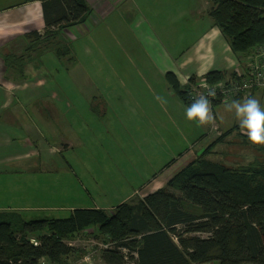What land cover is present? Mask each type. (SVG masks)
<instances>
[{
  "label": "rangeland",
  "instance_id": "obj_1",
  "mask_svg": "<svg viewBox=\"0 0 264 264\" xmlns=\"http://www.w3.org/2000/svg\"><path fill=\"white\" fill-rule=\"evenodd\" d=\"M13 1L14 3L10 4L18 3L16 2L17 0ZM0 6L4 7L5 4H0ZM142 13L147 16L146 13L156 12L148 6L147 10L142 11ZM151 19L165 33L167 44L172 43L171 35H167L159 20L156 17H151ZM186 23L187 21L178 28V33L180 34L179 45L181 48L190 45L192 41L191 36L187 35ZM76 27L78 28L79 25ZM76 27L69 29L73 35L68 32L67 34L70 37L69 46L76 53L78 51V54H75L78 64L75 67L63 65V62L58 60L55 53L48 52L45 59L42 58L43 64L40 66L44 74L43 76L49 82L53 91L57 93L55 96L59 95L58 100L65 101L70 99L72 101L75 100L73 103L78 101L81 104H85L88 98H90L89 96L95 94L92 99L93 102H104L107 100L99 95L104 92L106 99L110 102V107L102 108L98 105V109L91 110L85 107L82 112H88L87 115H83L79 111L74 117V130H76L77 134H79L80 129L83 131L82 133L85 135L83 141L77 138L76 141L73 140L75 143V145L73 144L74 147L67 149L73 146H71L70 141L66 142L64 137H58L57 141H55L51 137L50 141L56 145V149H53V151L57 152V159L53 158V155L46 156L47 153L44 152L45 146L41 141V149L38 151L43 154L41 164L36 166L35 159L31 160V163L20 161L17 166H24L22 168L28 170L23 175L24 177L10 178L2 183L0 187V208L5 207V209L0 210V222L12 223L17 231H20L24 223L29 221L68 218L75 209H91L95 207L93 203L96 202L104 207V209L106 208V211L109 213H113L116 206L124 202L137 204L146 195L157 191L161 186V183H157L154 187L148 189L146 187L141 188L144 183L157 179L159 181H166L172 178L192 162L194 158L196 159L194 154L200 149L213 143L226 130L239 126L234 113L225 111V104L215 109L219 122L216 121L213 125L197 126L196 122L187 120L185 117L186 107L176 97L172 86L170 84L167 86L165 80L159 76L157 77L158 82L152 83V86H150L149 81L152 80L153 82L155 78H149L148 81H144L142 78L133 76H105L99 78L98 84L95 82L94 85L91 83L87 85L83 90L84 94L81 90L73 91L72 89V92L70 89L66 90L65 74L68 72V69H75L72 72L73 79L78 81L83 79L77 70L79 69V62L81 63V58H79V49L81 51V47L79 48L78 41L73 40L74 35L78 36L80 34L78 30L74 29ZM26 31L23 30V32ZM106 32L107 30L99 29L95 26L89 34L94 44L90 47L94 53L98 52L99 57L106 53L120 58L124 69L131 70L139 67L140 63H142L140 59L144 58L139 56H146L152 51L151 46L144 44H105L103 40L106 37ZM193 32L196 33V30ZM204 43L201 40L200 49L205 48L203 46ZM58 44L64 45V43L59 41ZM20 45L27 47L28 40L26 38L22 41L20 40ZM157 48L159 49L158 46ZM188 52H191V50ZM260 52L254 51L252 56L258 55ZM37 60V65L39 66V58ZM82 61H86L82 68L94 69L90 60H84L83 55ZM233 62L231 60L227 62V67L230 63L229 69L223 67L211 69L208 67L209 64H207L204 67H199L197 73H186L184 75L180 73V77L177 76L182 86L181 89L186 90L188 88L192 99L201 94L206 95L208 89L202 87V85L207 84L209 89L215 90V98L218 95H224L226 102L236 99L242 93L237 88H233L231 92L230 87L239 81V77L238 75L237 77L236 75H229L231 72L234 74H245L247 71L238 65L237 60ZM244 64L247 67L250 66V63ZM99 66L105 71L111 69V66L105 60H102ZM257 68L264 72V66L261 69ZM30 69H34L32 64ZM211 72L224 73L225 76L222 80L210 84L206 76ZM251 73L254 75L257 74V71L253 69ZM192 77L194 79H191ZM192 80L195 81L192 82ZM39 93L42 97L45 94L50 95L48 90H40ZM227 93H232L233 95H226ZM214 97H209V99L212 100ZM43 99H47L48 101V98ZM36 100L39 101V99ZM260 104L264 107L263 98L260 100ZM137 105L138 107H136ZM40 106L39 104L38 107ZM161 111L163 116L181 119H174L173 122L168 120L166 122L159 121L155 117L156 112L161 113ZM45 112L43 108L41 110L36 108L26 118L29 120L34 119L35 122L43 124L45 121L43 120L44 116H42V113ZM93 113H98L99 116L93 115ZM149 115H152V118H149L148 122L144 117ZM220 117L223 119H220ZM50 123H52L51 119L49 120ZM6 128L0 125V148L2 152H5V147H9L8 152L13 151L12 147L14 146L10 144V132L4 131ZM27 133L32 134L34 136L33 139L38 138V134L35 131H27ZM240 133L241 130L239 132L236 131L234 134ZM62 135H65V131ZM151 135L155 136L156 143L162 147V150L152 148L155 144L150 142ZM227 138L231 139L232 137ZM227 138L225 141H229ZM234 140H239L238 136ZM232 144L230 143L225 146L218 145L217 156H213L211 159L215 162L226 163L230 168H236L248 163L252 155L247 151L248 147ZM248 145L251 144L249 143ZM23 152L29 158L37 156L35 150L27 147L26 144ZM224 153L229 154L230 158H223ZM24 155L20 154L16 160L22 159ZM258 156L260 161H264V153ZM85 160L86 167L83 166L81 168V163ZM173 160L176 161L171 163ZM200 161L201 157L200 159L198 158L199 164ZM141 165L147 170L141 176H138L136 181L134 180V182L131 181L132 183H129L126 180V173L129 170H126V168L139 169ZM109 178L115 180L117 183L116 185L113 184L115 187L109 185L110 183H105ZM98 186H101L104 190L96 189ZM131 187H135L139 191L130 195L129 191H131ZM99 192L101 196L98 198L97 193ZM171 192L180 195L175 190H171ZM110 193L112 194L111 196H109ZM127 193L128 195L125 196ZM6 195L8 196L6 197ZM17 205L19 207L22 205L24 210L13 209L18 207ZM97 228L92 227L74 239L65 241L66 244L77 250V252L67 258L68 264H103L101 253L106 246L108 248L110 240H107L106 236L100 234ZM30 242L33 245H39L37 235L30 236ZM123 255H127L126 249L123 250ZM42 264H49V261L45 259ZM126 264L134 263L127 261Z\"/></svg>",
  "mask_w": 264,
  "mask_h": 264
},
{
  "label": "trees",
  "instance_id": "obj_2",
  "mask_svg": "<svg viewBox=\"0 0 264 264\" xmlns=\"http://www.w3.org/2000/svg\"><path fill=\"white\" fill-rule=\"evenodd\" d=\"M30 2L42 4L46 31L44 35L26 34L28 45L21 55L4 56L6 67L22 72L31 61L37 65L38 58L41 66L48 52H54L58 60L68 55L71 46L58 44V39L92 15L86 0H25ZM210 2L209 16L240 64L255 62L252 53L264 47V0ZM235 75L231 72L229 76ZM224 76L211 72L206 78L213 84ZM167 81L188 107L192 102L189 89H181L172 74L167 75ZM241 93L236 100L249 96L264 99L256 89ZM223 99L224 95L212 98L214 113L225 104ZM239 130V126L226 130L207 146L200 164L198 160L190 162L168 179L164 188L137 204L124 202L113 213L98 208L75 209L68 218L26 222L20 231L10 222H0V264H42L45 259L49 264H68L67 258L77 250L65 241L92 227H98L99 233L114 243L102 251L103 264H264V161L258 157V161L230 168L207 159L214 148ZM237 136L246 146L264 153V145H252L246 135L234 138ZM34 235L39 245L30 242ZM125 249L127 255H123Z\"/></svg>",
  "mask_w": 264,
  "mask_h": 264
},
{
  "label": "crops",
  "instance_id": "obj_3",
  "mask_svg": "<svg viewBox=\"0 0 264 264\" xmlns=\"http://www.w3.org/2000/svg\"><path fill=\"white\" fill-rule=\"evenodd\" d=\"M86 1L92 9V15L86 23L79 25L78 28L80 29L77 27L74 28L76 31L78 30L80 34L78 36L74 35L75 37H73L74 41L79 42V48L81 47V51L79 49L81 63L79 62V69L77 70L83 79L80 81L73 79L72 72L75 69H68V72L65 74L66 90L70 89L71 92L72 89L73 91L81 90L84 94L85 92H83V90L87 85L90 83L94 85L95 82L98 84L99 78L105 76H133L142 78L144 81H148L149 78H155L153 82L152 80L149 81L150 86H152V83L158 82L157 77L159 76L165 80L168 86L167 75L169 74L178 78V76L180 77V73L182 75L186 73H197L199 67H204L207 64H209L208 67L211 69L221 67L229 69L230 63L228 67L226 65L230 60L231 62L237 60L240 67L244 66V70L247 67L245 64H240L241 60L234 55L221 31L214 25L213 20L210 18L209 13L213 7L210 0ZM16 2L18 3L10 4L14 3V1L0 0V4H5L4 7L0 6V125L7 127L4 131L10 132V144L14 145L12 147L13 151L10 152L7 151L9 147H5V152H2L0 148V187L4 181L14 177H24L23 175L27 173L26 171L28 170L22 168L24 166H17L18 162L31 163V160L35 159L34 162L36 166L41 164L43 161V154L42 152H38L41 149V141L45 146L44 152L47 153L46 156L53 155L52 157L56 159L57 152L53 151V149H56V145L50 141L51 137L54 138L55 141H57L58 137H64L66 142H71V146L73 144L75 145L73 140L76 141L77 138L83 141L85 139V135L82 133L83 131L80 129L79 134H77L76 130H74V117L79 111L82 112L85 107L89 110L98 109V105L102 108L110 107V102L106 99L104 92L99 94L107 100L104 102H93L92 99L95 94L90 95V98H88L85 104H81L78 101L73 103L75 100L72 101L70 99L65 101L58 100L59 95H57V97L55 96L57 93L50 87L49 82L43 76L44 74L40 66L35 65V62L31 61L23 72L22 70L18 71L17 68L6 67L4 56L21 55L26 46L20 45V40L22 41L25 39L26 34L36 32L44 35L46 31L43 8L40 2L25 3V0H17ZM148 6L156 13H146L147 16H145L142 11H146ZM151 17H156L159 20L167 35H171L172 43L169 45L167 44L165 41V33L161 28L156 26ZM185 21H187V35L191 36L192 41L190 45L181 48L179 45L180 34L178 33V28L180 25H183ZM95 26L103 27L104 30H107L106 37L103 40L105 44H144L151 46L152 51L146 56H139L144 57L140 59L142 63H140L139 67H135L131 70L124 69L120 58L110 56L106 53L99 57L98 52L96 51V53H94L91 49L90 46L94 44L89 36V31L94 29ZM23 30L27 31L23 32ZM195 30L196 33L193 32ZM67 32L73 35L70 30H66L65 34L63 32L61 38L58 39L59 42L70 44V37ZM201 40L205 42L203 44V46H205L204 49L199 48ZM189 50H191V52H188ZM81 52L84 60H90L94 69L82 68L86 61H82ZM51 53L54 54L52 51ZM75 54H78V51L76 53L72 48L68 55L66 54L59 61H62L63 65L75 67L78 64ZM102 60H105L106 63L111 66L109 71L100 68L99 65ZM31 64L34 69H30ZM55 88L57 89V87ZM40 90H48L50 95L45 94V96L42 97L39 93ZM43 98H48V101ZM254 98L259 101L261 100L259 96H254ZM36 99H39L40 102ZM39 104L41 105L40 107H38ZM136 107H138V105ZM36 108L40 110L43 108L46 111L42 113L45 123L39 124L35 122L34 119L29 120L26 118L31 115L32 111ZM74 109L76 111L75 113ZM82 113L83 115L88 114V112ZM156 113L155 118L159 121L166 122L168 120L173 122L174 119H181L166 115L163 116L162 111L161 113ZM93 115L99 116L98 113H93ZM149 118H152V115L144 117L148 122ZM50 119L52 123L49 124ZM216 121H218V119H216ZM27 131H35L38 134V138L33 139L34 136L28 134ZM64 131L65 135H62ZM240 135L245 136L242 132ZM235 136L236 134L231 136V139L227 138L229 141L220 145L225 146L233 143L232 145L235 146H246L241 142L242 140H234ZM150 142L155 144L152 148L162 150V147L156 143L155 136L151 135ZM25 144L27 147L34 149L37 156H31L29 158L28 155H24L23 151L25 150ZM74 145L67 149H72ZM247 147V151L252 155L245 165L258 161V155L262 153H259L257 149L249 146ZM206 148L207 147L202 148L194 154L196 159L194 158L193 161L198 160V158L200 159ZM216 153L217 147L214 148L212 154L209 155L207 159L213 161L211 158L217 156ZM20 154L24 156L22 159L16 160ZM218 157L220 156L218 155ZM223 158H230L229 154L224 153ZM85 164L86 160L82 161L81 168H83V166L86 167ZM224 164L226 165V163ZM126 170H129L126 173V180L132 183L131 181H136L138 176L145 173L147 169L141 165L139 169L126 168ZM166 182L167 180L159 181V179H157L149 181V183H144L141 188L146 187V189H148L154 187L157 183H161L159 188L161 189ZM105 183H110L109 185L114 187L117 184L113 178L107 179ZM96 189L104 190L101 186H98ZM137 191H139L137 188L131 187L129 194L133 195ZM111 195L110 193L109 196ZM127 195L128 193L125 196ZM7 196L8 195H6V197ZM100 196V192L97 193V197L99 198ZM93 205L95 206L93 208L104 209L98 202L93 203ZM17 206L18 207L13 209L24 210L22 205H20V207L19 205ZM4 209L5 207L0 208V210Z\"/></svg>",
  "mask_w": 264,
  "mask_h": 264
},
{
  "label": "clouds",
  "instance_id": "obj_4",
  "mask_svg": "<svg viewBox=\"0 0 264 264\" xmlns=\"http://www.w3.org/2000/svg\"><path fill=\"white\" fill-rule=\"evenodd\" d=\"M202 87L208 89L207 94L192 98L191 104L185 109V117L196 122L197 126L213 125L218 114L213 112L209 97H214L216 92L209 89L207 84H203ZM225 111L234 113L241 132L252 145H264V107L258 99L251 96L243 100L233 99L225 102Z\"/></svg>",
  "mask_w": 264,
  "mask_h": 264
},
{
  "label": "built area",
  "instance_id": "obj_5",
  "mask_svg": "<svg viewBox=\"0 0 264 264\" xmlns=\"http://www.w3.org/2000/svg\"><path fill=\"white\" fill-rule=\"evenodd\" d=\"M259 51L261 52L256 55L255 62L250 63V66L246 67L245 70L247 72L245 74L237 73L240 80L230 87L231 92L233 91V88H237L240 92L245 93H249L256 89L264 94V72L257 68L259 67L261 69L264 66V47L256 49V52ZM253 69L257 71V74L253 75L251 73V70ZM223 100L226 101L225 99ZM105 248H107V246Z\"/></svg>",
  "mask_w": 264,
  "mask_h": 264
}]
</instances>
